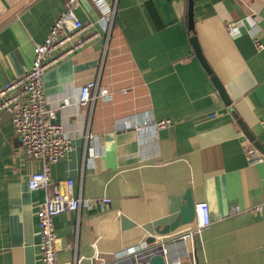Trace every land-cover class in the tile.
Here are the masks:
<instances>
[{
	"label": "crops",
	"instance_id": "0c3cea01",
	"mask_svg": "<svg viewBox=\"0 0 264 264\" xmlns=\"http://www.w3.org/2000/svg\"><path fill=\"white\" fill-rule=\"evenodd\" d=\"M105 1L102 7L78 0L76 12L99 21L117 1L110 33L103 25L102 39L52 65L45 79L53 121L72 138L67 156L52 164V177L63 187L73 179V193L85 199L111 198L55 217L59 259L147 264L142 253L124 250L144 248L152 236L160 240L157 229L179 215L190 191L196 204L208 202L212 223L194 243L168 241L175 264H264V216L252 210L264 201V0H194L192 29L188 0ZM65 2L0 0V87L32 65L34 47ZM193 34L231 107L198 59ZM92 79L108 85L111 98L78 106L81 86ZM167 119L170 125L155 128ZM240 120L262 145L258 158L246 153L250 138ZM41 167L3 114L0 264H42L37 210L47 189L29 185Z\"/></svg>",
	"mask_w": 264,
	"mask_h": 264
},
{
	"label": "built area",
	"instance_id": "2783aa9c",
	"mask_svg": "<svg viewBox=\"0 0 264 264\" xmlns=\"http://www.w3.org/2000/svg\"><path fill=\"white\" fill-rule=\"evenodd\" d=\"M97 1L102 7L107 5L105 0ZM77 3L78 0H66L43 41L34 47L32 65L0 87V119L3 114L9 115L23 152L28 157L42 161V167L32 172L29 178L32 189L40 187L47 189L45 199L37 210L42 264H78L77 261L65 262L59 259L60 237L54 224L58 214L76 212L83 206L91 209L111 201L107 196L95 200L76 195L72 191L73 179H68L63 187L52 177L51 172L52 164L66 157L71 150L72 138L62 124L53 121L54 110L50 108L45 92L47 71L52 65L102 39L103 25L110 33L117 15L116 1L113 6L104 8L100 14V22L93 19L82 20L76 12ZM227 25L232 29L233 24ZM259 46L262 47V44ZM111 96L112 90L108 85L101 83L99 79H92L81 86L76 103L78 106H88L97 100H108ZM171 123L169 119L159 120L154 126L163 128ZM140 127L139 122L133 124V128ZM86 138L93 139L94 136L87 133ZM245 150L251 158L260 156V150L251 139L246 140ZM252 210L261 212L264 216V201L252 206ZM211 223L208 202H198L194 222L184 229L162 236L164 241L162 238L160 241L164 244L166 239L194 243L196 234L202 233ZM67 248L71 250L72 246L67 245ZM136 251L141 254L143 246L138 244L124 250L130 253ZM163 252L165 255L168 253L165 247ZM93 258H101L97 248Z\"/></svg>",
	"mask_w": 264,
	"mask_h": 264
},
{
	"label": "water",
	"instance_id": "95a60500",
	"mask_svg": "<svg viewBox=\"0 0 264 264\" xmlns=\"http://www.w3.org/2000/svg\"><path fill=\"white\" fill-rule=\"evenodd\" d=\"M188 24L192 29L194 27V0H188ZM191 42L194 47L195 53L203 64L204 68L207 70L210 75L213 83L215 84L217 90L219 91L222 99L228 106H232V99L224 85L221 81L215 70L212 68L210 63L208 62L198 36L193 34L191 36ZM233 112L235 113L234 108L232 107ZM243 128L247 134V136L255 143V145L259 146L262 149V145L259 140L252 134V132L247 128V126L240 120ZM196 217V203L192 196L190 195V191L185 196L184 203L181 206L179 215L169 224L163 226L162 228H158V232L162 235H167L171 232L176 231L183 225H188L194 221ZM157 236H152L151 239L148 240V245L143 248L142 254L140 255V261L145 262L147 264H175L178 263V259L172 258L168 254L165 255L163 252V248L165 247L168 250L169 242L165 240V244L160 240H157ZM174 242V241H170ZM139 261V262H140Z\"/></svg>",
	"mask_w": 264,
	"mask_h": 264
}]
</instances>
